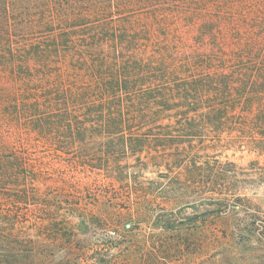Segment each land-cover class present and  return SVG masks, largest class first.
<instances>
[{
    "label": "trees",
    "instance_id": "1",
    "mask_svg": "<svg viewBox=\"0 0 264 264\" xmlns=\"http://www.w3.org/2000/svg\"><path fill=\"white\" fill-rule=\"evenodd\" d=\"M247 1L0 0V264H41L82 224L123 238L151 217L197 220L261 185L257 160L220 158L264 155V23L220 30ZM6 130L115 194L50 188ZM187 195L213 207L182 219Z\"/></svg>",
    "mask_w": 264,
    "mask_h": 264
},
{
    "label": "rangeland",
    "instance_id": "2",
    "mask_svg": "<svg viewBox=\"0 0 264 264\" xmlns=\"http://www.w3.org/2000/svg\"><path fill=\"white\" fill-rule=\"evenodd\" d=\"M219 15L230 24L220 29L225 37L229 38L230 31L242 25H249L244 31L251 36L263 28L264 0H248L234 9L222 8ZM254 25L261 27L254 31ZM4 133L11 138L12 151L19 152L27 167L39 172L50 188L68 194L95 191L104 195L106 204L108 195L115 194L112 183L102 174L83 172L63 156L27 144L13 131ZM223 155L222 160H233L242 166L257 160L264 168V155L233 150ZM262 180L258 187L246 189L244 200L237 207H220L200 219L183 222H159L151 217L140 225L141 233L123 238L114 237L111 228L82 224L77 238L58 242L48 250H37L36 258L41 264H264V174ZM194 198H180L174 209L180 217L213 207ZM156 208L153 204L149 211L157 214ZM86 247L96 250L82 254L76 261L73 253Z\"/></svg>",
    "mask_w": 264,
    "mask_h": 264
}]
</instances>
